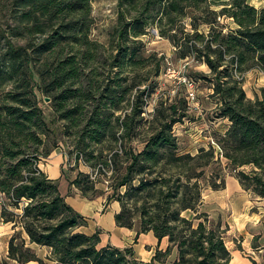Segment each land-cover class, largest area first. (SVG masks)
<instances>
[{
	"label": "trees",
	"instance_id": "16d2710c",
	"mask_svg": "<svg viewBox=\"0 0 264 264\" xmlns=\"http://www.w3.org/2000/svg\"><path fill=\"white\" fill-rule=\"evenodd\" d=\"M92 3L0 0V11L8 13L0 25L5 221L50 247V259L58 264H157L174 248V264H231L227 228L203 210L204 189L225 188L229 168L245 190L264 200V89L252 99L243 86L250 70L264 72V7L249 0H117L118 19L104 42L92 35ZM221 17L236 27L226 30ZM152 27L174 43L176 58L208 66L210 73H185L211 82L218 115L230 121L221 138L214 136L220 150L210 143L196 154L179 152L174 128L190 107L188 95L171 103L160 100L149 114L156 77L166 63V56L149 50L143 40ZM47 97L50 117L42 105ZM60 141L72 143L100 177L110 178L108 199L122 203L118 225L139 223L140 232L167 237L166 251L144 262L132 247L102 245L100 231L82 230L87 218L40 166ZM81 175L71 183L82 195L94 199L106 193L100 179ZM9 256L20 263L51 264L20 232L11 240ZM252 264L261 263L252 258Z\"/></svg>",
	"mask_w": 264,
	"mask_h": 264
},
{
	"label": "rangeland",
	"instance_id": "374dc122",
	"mask_svg": "<svg viewBox=\"0 0 264 264\" xmlns=\"http://www.w3.org/2000/svg\"><path fill=\"white\" fill-rule=\"evenodd\" d=\"M215 1L220 2L222 0ZM249 2L259 9L264 7V0H249ZM92 5V14L95 20L92 28V35L93 37L105 42L108 40V36L118 19L117 0H93ZM212 7L214 9L220 10L223 5L213 4ZM7 14V11H0V25L6 22ZM220 21L226 26V30H228L230 27H236L235 22L229 17H221ZM143 40L147 44V48L149 50H154L159 52L160 55L164 54L166 56V63H164L162 67L161 75L156 77L158 87L156 88V91L153 93L152 97H150L151 104L148 106L149 114L154 112L155 105L160 100L171 103L176 99L180 100V98H185L188 95V88L186 85L180 84L179 80L175 76H170L167 74V67L169 63H171L174 68H176V70H180L182 66L186 64L187 67L185 72L187 74L190 73L191 69L210 73V70L206 64L198 62L193 58L188 60H180L176 58L174 53L176 46L171 40L161 36L157 27H152L150 33L145 35ZM0 52H2V48H0ZM193 79L197 82V103H193L192 107L188 108L186 111V116L182 117L180 121L176 123L174 128V132L179 142L180 153L191 152L196 154L198 153L196 150L200 149L201 147H209V144L212 143L211 139H214V136L216 138H221L220 131H223L227 124V121H225L224 118H220L218 115V98L212 96L213 88L211 82L206 81L203 78H197L195 76ZM243 86L247 91L249 98L255 99L257 95H262V90L264 89V72L260 71L259 69L250 70L244 78ZM39 97H43L40 92ZM49 102L50 101L46 100L42 103L48 117H50L51 114L49 104H47ZM70 144L71 146L69 147ZM57 153L59 155L61 154V158H64L65 172L70 174L74 179L77 177L82 178L83 176H80L81 173H88L92 179L101 180V183H99L98 186L106 190L105 194L109 195V192L112 191V188L110 187L112 181L110 178L107 176L100 177L98 169L93 168L84 155H77V153L74 151L72 143L68 144L64 141H60L52 152L53 155ZM223 164L224 167L227 166L226 163ZM242 169L247 172L251 170L249 166H245ZM229 170V168L226 170L227 181H234L235 178H237V173H231ZM211 189L212 188L209 186L205 187L204 198H208V193ZM251 201L252 207L250 209V213L255 216L254 218L259 217L263 218L264 220V216H262L264 215V200L258 199L257 197L255 198L253 196L251 197ZM209 207L214 208L216 206L213 205V203L210 204L209 202ZM237 207L242 209L243 203L238 201ZM186 214H189V212ZM221 214L223 226L230 229V226L228 223H226L228 217L230 221H232V218H230V212L228 213L226 210ZM253 227L246 226V228H243L242 231L233 230L227 233V245L231 249L235 259L233 264H238L243 258L252 259L251 256L257 257L256 259L261 264L264 263V247L259 251H254L252 248L255 241H258L259 243L261 241V244H264V239L262 240L261 237V235H264V222H262L259 227L256 225L255 227L257 228ZM253 235L258 236V239L256 238L255 240Z\"/></svg>",
	"mask_w": 264,
	"mask_h": 264
},
{
	"label": "crops",
	"instance_id": "0c3cea01",
	"mask_svg": "<svg viewBox=\"0 0 264 264\" xmlns=\"http://www.w3.org/2000/svg\"><path fill=\"white\" fill-rule=\"evenodd\" d=\"M224 120L227 121V124L224 130L220 131L221 133H225L230 127V121L228 119ZM57 154H52L40 166L50 178L59 181L60 191L66 197L67 202L87 218L88 223L82 228L84 232L93 234L100 231L102 245H113L121 249L132 247L136 256L144 262H151L159 250H167L170 244L167 237L160 240L153 231L140 232L141 227L139 223L132 228L118 225L116 216L122 210V203L119 200H109L107 194L99 195L94 199L82 195L80 189L71 183L74 178L64 170V158H61V154ZM253 196L254 194L245 190L240 180L235 178L234 181H227L226 187L221 190L211 189L208 193V198H204L203 210L207 211L213 220L217 222L221 221L222 224L221 213H224L226 210L228 213L230 212L232 221L228 217L226 223H228L231 230L227 228V233L233 230L242 231L246 226L255 227L257 225L259 227L264 220L259 217L254 218L255 216L250 213L252 207L251 197ZM254 197L256 198V196ZM257 198L261 199L260 197ZM3 200V195L0 192V264H5V262L7 264H40L37 260L20 263L9 256L11 240L17 232L21 233V237L26 241V245L33 248L39 257L43 258L47 263L58 264L56 261L50 259L52 254L50 247L32 242L30 236L21 225L5 221L3 217ZM238 201L243 203L242 209L237 207ZM209 202L210 204L213 203L216 207H209ZM17 211L21 212L19 209ZM253 237H255V240L256 238L258 239V236L253 235ZM261 237L263 240L264 235H261ZM255 243L258 245V249L254 247ZM254 244L252 246L254 251L262 250L264 247L261 241L260 243L255 241ZM177 255L178 250L174 248L166 262H157V264H174ZM251 257L257 258L255 256ZM233 261H235L234 256L231 264H233ZM238 264H252V259L243 258Z\"/></svg>",
	"mask_w": 264,
	"mask_h": 264
},
{
	"label": "built area",
	"instance_id": "2783aa9c",
	"mask_svg": "<svg viewBox=\"0 0 264 264\" xmlns=\"http://www.w3.org/2000/svg\"><path fill=\"white\" fill-rule=\"evenodd\" d=\"M187 65L184 64L180 70H176L174 66L169 63L167 67V74L170 76H175L180 84L186 85L188 88V99L190 102V107H192L193 103H197V93H196V82L192 78L188 77L185 73ZM212 144L217 147L218 150H220V146L218 143L212 138Z\"/></svg>",
	"mask_w": 264,
	"mask_h": 264
},
{
	"label": "water",
	"instance_id": "95a60500",
	"mask_svg": "<svg viewBox=\"0 0 264 264\" xmlns=\"http://www.w3.org/2000/svg\"><path fill=\"white\" fill-rule=\"evenodd\" d=\"M47 101H50L51 99L49 97L46 98Z\"/></svg>",
	"mask_w": 264,
	"mask_h": 264
}]
</instances>
